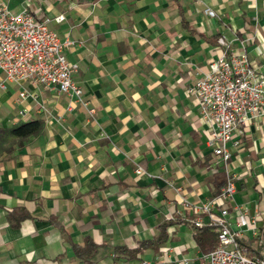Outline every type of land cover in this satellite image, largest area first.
<instances>
[{"label":"crops","instance_id":"crops-1","mask_svg":"<svg viewBox=\"0 0 264 264\" xmlns=\"http://www.w3.org/2000/svg\"><path fill=\"white\" fill-rule=\"evenodd\" d=\"M3 1L13 11L51 17L60 38L75 40L65 54L78 65L72 77L86 105L28 81L0 90V127L43 121L37 135L0 141V264H199L204 253L193 220L206 218L181 200L201 204L227 172L236 185L232 226L233 206H242L257 214L264 233L257 191L264 195V115L242 126L237 146L228 144L225 167L187 91L219 54L220 35L234 47L243 41L264 75V0ZM22 89L32 95L16 102ZM23 212L28 216L14 226ZM162 222V246L115 258L113 248L156 237ZM86 237L98 248L83 261L73 245Z\"/></svg>","mask_w":264,"mask_h":264},{"label":"built area","instance_id":"built-area-1","mask_svg":"<svg viewBox=\"0 0 264 264\" xmlns=\"http://www.w3.org/2000/svg\"><path fill=\"white\" fill-rule=\"evenodd\" d=\"M204 12L209 17L216 16L208 6ZM62 19L63 15L54 18L57 22ZM50 21L51 17L36 16L26 7L13 11L0 0V90L7 82L28 81L67 94L85 106L82 88L72 77L78 65L65 54L76 42L69 37L60 38L48 26ZM217 45L219 54L187 91L195 98L200 118L207 126V145L226 167L232 156L228 144L237 146L242 126L264 115V75L249 60L243 41L234 47L233 40L220 35ZM28 95L32 94L22 89L15 101L20 102ZM38 105L42 112L49 113L45 105ZM135 171L141 173L142 169L138 167ZM168 184L176 191L181 189L171 181ZM235 192V176L227 172L220 190L201 204L193 205L182 198L185 207H193L206 218H195L193 225L211 227L217 234L216 245L201 256L199 264H264V233L258 226L257 214L249 216L246 208L234 205L235 227L230 222L229 204ZM248 231L256 239L254 244L244 240ZM141 264L150 262L144 260Z\"/></svg>","mask_w":264,"mask_h":264},{"label":"trees","instance_id":"trees-1","mask_svg":"<svg viewBox=\"0 0 264 264\" xmlns=\"http://www.w3.org/2000/svg\"><path fill=\"white\" fill-rule=\"evenodd\" d=\"M42 129L43 121L40 118L22 120L11 127H0V140L5 137V135L20 139L32 135H37L42 131ZM217 179L220 180L218 187L220 186L221 188L224 185L226 179L222 174L218 176ZM257 191L259 192V198H264L262 191L258 188ZM27 216L28 214L24 212L21 213L20 217L16 218L15 221H13L14 226H17L19 222ZM166 227L167 223H160L159 232L156 237L140 241L139 244L134 248H127L125 246H118L113 248L115 258H118L120 256L128 259L135 258L139 254L144 253V251H146L147 249L162 246L167 237ZM195 229L194 239L203 253H206L213 249L217 243V234L214 232V230L208 226L195 227ZM73 246L75 249V254L78 257L82 258L83 261H88V257L86 255L87 252L90 253L91 250H96L98 248V246L89 237H86L83 246H77L76 244H74Z\"/></svg>","mask_w":264,"mask_h":264},{"label":"rangeland","instance_id":"rangeland-1","mask_svg":"<svg viewBox=\"0 0 264 264\" xmlns=\"http://www.w3.org/2000/svg\"><path fill=\"white\" fill-rule=\"evenodd\" d=\"M16 139H17V138H15V137H11V136H9V135H5V137H3L0 141H1L2 143H4L5 146H6V145L14 144V142L16 141Z\"/></svg>","mask_w":264,"mask_h":264}]
</instances>
